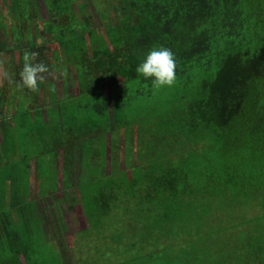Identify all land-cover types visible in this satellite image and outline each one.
Instances as JSON below:
<instances>
[{
  "label": "trees",
  "instance_id": "obj_1",
  "mask_svg": "<svg viewBox=\"0 0 264 264\" xmlns=\"http://www.w3.org/2000/svg\"><path fill=\"white\" fill-rule=\"evenodd\" d=\"M20 1L11 0L15 13L14 7ZM74 2L54 0L47 6L48 13H56L57 17L43 21L41 30L52 38L41 44L45 47L29 44L28 51L45 52L53 73L61 70L63 77L68 66L75 63L80 83V92L75 96L91 92L95 100L89 103L97 111L95 117L105 123L90 130L104 132L100 137L103 149L95 151L86 144L82 147L88 165L79 188L89 177V185L97 188L86 191L91 226H102L101 221L94 222L104 219L114 227L117 218L121 238L127 232L142 231L140 245L148 243V237L156 231L170 237L179 227L183 234L186 229L188 242L194 241L188 251L182 247L191 253L190 258L197 254L195 242L206 240L207 247L200 249V264H264V0H127L128 5L117 15L120 25L105 22L106 35L92 24L84 5H80L83 19L72 12ZM98 12L103 21L107 20L108 14ZM134 15L139 22L136 29L126 23ZM61 19L63 25H57ZM157 45L171 48L176 57V81L167 92H159L135 71L144 54ZM6 49L4 41H0V52ZM23 58L17 59L16 66L21 67H14L12 75L17 79L9 84L17 87L15 96L0 87V113L5 119L0 125L1 137L6 131L14 134L17 116L24 112L29 126L45 120L41 112L33 116L31 108L43 90L46 95L45 87L40 91L46 81H38L36 90L20 83ZM61 58L64 61L60 64ZM113 78L121 82L109 96L105 87L108 81H117ZM64 90L68 93L66 87ZM145 102H150L151 107L144 111L139 104ZM60 106L59 103L57 110L63 119L68 110L63 112ZM12 108L14 124L8 122ZM111 110L115 118H127L126 126L130 127L125 137L126 168L119 165L116 126L121 125L111 127ZM90 131L86 128L85 135ZM107 132L112 134L109 173L104 171ZM1 143L4 152L7 141L1 138ZM18 149L14 156L27 162L29 176L33 156L19 155ZM100 152L103 161L98 157ZM17 157L9 159L11 168L16 167ZM64 171L69 173L67 168ZM2 183L0 180L1 228L8 227L9 222L17 227L16 220L24 218L28 202L34 201L26 202L25 190L15 188L12 176ZM7 185L11 186L10 195L5 190ZM194 220L196 225L198 222V232L213 221L219 222L218 231L205 238L197 235L195 240L191 227ZM20 240L15 233L9 244L12 254L0 252V264H21L20 256L26 257L28 247ZM136 244L139 247V242ZM148 256L146 262L138 258L134 264H171L176 260L169 253Z\"/></svg>",
  "mask_w": 264,
  "mask_h": 264
},
{
  "label": "rangeland",
  "instance_id": "obj_2",
  "mask_svg": "<svg viewBox=\"0 0 264 264\" xmlns=\"http://www.w3.org/2000/svg\"><path fill=\"white\" fill-rule=\"evenodd\" d=\"M53 3L54 0H21L20 4L14 7L17 10V13H15L11 6V0H0V23L3 24V29L0 30V41H4L7 48L5 51L0 52V87L6 89L10 95L15 96L17 93V87L9 85L17 79L16 75L15 77L12 75L15 74V69H20L21 67L20 64L16 66L17 59L20 56H24L25 52L28 51L29 44L34 43L41 47L52 38L51 34L45 33L41 28L44 26L43 21L56 19L57 17L56 13L49 14L47 11V6ZM125 4L128 5L127 0H121V2H115V0H75L71 9L79 19H83L80 13V5H84L86 13L92 16V24L98 26L101 32L106 35L105 22L110 20L116 25H120L117 15L123 10ZM99 10H103L108 14L107 20L103 21L101 19ZM63 20L61 19L57 25L62 26ZM126 23L129 28L135 29L139 24L135 15L131 16V19L126 21ZM37 28L40 34L37 32ZM4 29L6 30L4 31ZM130 46L127 44V47ZM37 54L33 59V63L43 62L49 69L46 73L41 74L43 76L41 81H46V83L40 86V91L45 87L47 96L43 90L37 100H33V108L31 110L33 116L41 112L45 120L42 124L40 122L37 125L31 123V126H29L27 115L24 114L26 112H24L17 116L18 129L13 131L14 134L6 131L3 132L4 136L2 135L1 137L0 135L1 148L3 147L1 138L7 141L4 144L5 151L3 152V149H0V165L3 166L1 167L3 170L1 182L8 181L10 176H12V180L16 183L15 188L19 191L25 190L26 202L31 199L34 201L28 202L24 218L19 217L16 220L17 227L12 222H9L8 227L6 226L2 229L0 221V229H2L0 231V252L2 255L11 256L13 247L9 244L15 238L16 233L18 238L21 239L20 242L27 244L28 247L26 257H20L21 264H134L138 258L139 260L143 258L146 262L149 259L148 254L165 255L166 253L171 254V257L174 255L176 257V260L171 264H200L199 261L203 259V257L201 258L203 254L200 249L207 247L206 240L195 242L197 254L190 258L189 254L191 253L187 252V248L192 247L194 241L188 242L189 237L186 229L184 230L185 234H183L178 227L177 233L170 237L165 232L156 231V233L148 237V243L142 244L144 249H141L142 231L139 230L133 234L132 232H127L124 238H121L117 218L114 219V227L113 225H108L106 223L107 220L104 221V219L94 222L98 223L101 221L103 223L102 226L99 225L97 227L93 224L91 226L86 213V194L88 193L86 191L97 188L94 189L87 182H91L90 177L86 178L85 183L83 182L79 188L88 165L87 160L84 158L82 147L86 144V146H91L92 150L95 151L103 149L100 137L104 132H92L90 130H97L99 129L97 124L105 125V123L102 119L99 120V118L95 117L94 111L96 109L92 106V103H89V101L95 100L92 98L91 92H88L86 96L83 93L75 96L80 92L75 63L68 66L67 75L63 77L62 75L65 76V73L61 70L56 74L53 73L45 52H38ZM89 54L92 55L93 53L90 51ZM61 61H64V58H61L59 63ZM14 67L16 68L14 69ZM113 80L117 79L113 78ZM120 82V79L115 81V83L108 81L105 92L110 96L111 91ZM96 83L99 82L96 81ZM131 83L129 82V84ZM138 86L139 83L135 85L134 89H138ZM65 87L68 93L65 92ZM158 90L159 92L161 90L167 92L168 87L159 88ZM21 93L20 90L19 94ZM44 95L46 98L43 97ZM19 98H21V95ZM132 102L135 109L134 112H137L138 106L135 103V99ZM157 102L160 103V101ZM59 103L61 104L60 107L63 108V112L68 110L67 114H64L63 119H60V113L57 110ZM139 105L144 111L151 107L150 102ZM22 110L26 109L23 108ZM14 113L15 108H12V111L9 112V117L7 116L10 124H14ZM92 116L93 121L90 122L89 118ZM2 118L3 116L0 113V125L5 120ZM110 118L112 128L115 125H121L119 128L116 126L117 130H119L120 139L119 165L120 168H126L125 137L126 128H130L126 126L128 120L127 118L122 120L115 118L113 110H111ZM86 128L92 133L85 135ZM2 129L0 127V133ZM117 132L115 131L114 133L115 137ZM104 138L108 148L104 171L109 173L111 168L110 144L112 134L107 132ZM132 147L135 152L137 148L135 140L132 141ZM17 148L20 150L19 155L29 153L30 156H33V179L30 188H28V179L31 178V169L28 176L27 162L23 161L21 156H14L15 153L17 154L15 151ZM13 157H17L16 167L11 168L9 159L12 160ZM98 157L103 161L102 152H100ZM135 157L134 153L133 158ZM37 158H39L40 176L37 175ZM65 168L68 169V174H64ZM57 182L58 186H56ZM1 187L4 188V186ZM5 187L6 192L10 195L11 186L7 185ZM42 190L45 191H43L45 196H43V193L40 195ZM46 192L50 193L46 195ZM28 195L30 199H28ZM105 224H107V227ZM218 224V221H213L211 225H205L198 232V222L196 225V221H192L191 227L193 228L192 232H195L193 235L195 240H197V235L205 238V235L217 232L218 227L216 225ZM8 230L9 233L7 234L6 231L8 232ZM136 233L138 234L133 236ZM136 242H139V247ZM13 243L15 246V241ZM212 244H209V247H212ZM182 247L187 249V251H183ZM150 264H154V262ZM202 264H206V261Z\"/></svg>",
  "mask_w": 264,
  "mask_h": 264
},
{
  "label": "clouds",
  "instance_id": "obj_3",
  "mask_svg": "<svg viewBox=\"0 0 264 264\" xmlns=\"http://www.w3.org/2000/svg\"><path fill=\"white\" fill-rule=\"evenodd\" d=\"M37 55L35 52H25L24 64L19 73L20 83L32 90L38 89V81L43 80L41 74L49 70L43 62L33 63V59ZM176 68V57L172 49L164 45H157L144 54L135 71L138 76L150 80L153 88L159 89L174 85Z\"/></svg>",
  "mask_w": 264,
  "mask_h": 264
},
{
  "label": "crops",
  "instance_id": "obj_4",
  "mask_svg": "<svg viewBox=\"0 0 264 264\" xmlns=\"http://www.w3.org/2000/svg\"><path fill=\"white\" fill-rule=\"evenodd\" d=\"M32 174H33V173H32V160H31V174H30V177H31V178L29 179V186L32 185V179H33V178H32ZM21 256H22V255H21ZM21 256H20V257H21Z\"/></svg>",
  "mask_w": 264,
  "mask_h": 264
}]
</instances>
